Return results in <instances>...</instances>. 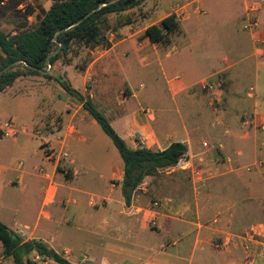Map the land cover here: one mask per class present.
Instances as JSON below:
<instances>
[{
	"label": "crops",
	"instance_id": "1",
	"mask_svg": "<svg viewBox=\"0 0 264 264\" xmlns=\"http://www.w3.org/2000/svg\"><path fill=\"white\" fill-rule=\"evenodd\" d=\"M252 2L264 7V0H146L132 24L105 32L109 46L74 44L55 68L130 150L182 143L203 181L175 166L145 178L127 202L123 161L82 104L53 79L22 77L0 95V125L18 126L0 142V222L69 264H264V169L245 170L264 161V131L242 122L264 114L251 87L234 78L252 62L240 41ZM169 16L181 32L167 46L152 43L147 29ZM224 19L227 44L217 40ZM247 33L258 71L264 45ZM203 83L218 88L210 93ZM45 148L66 150L69 160L47 157Z\"/></svg>",
	"mask_w": 264,
	"mask_h": 264
},
{
	"label": "trees",
	"instance_id": "2",
	"mask_svg": "<svg viewBox=\"0 0 264 264\" xmlns=\"http://www.w3.org/2000/svg\"><path fill=\"white\" fill-rule=\"evenodd\" d=\"M111 1L52 0L49 8L45 9L35 7L28 0H0V21L12 26L9 33L0 27V73L12 65L0 75V95L22 77L53 79L71 99L82 104L117 149L123 161L122 194L129 202L132 193L145 178L157 176L160 171L176 166L186 155L187 147L182 143H173L162 152L130 150L106 118L57 73V63L66 62L74 44L90 48L109 46L105 32L132 24V11L146 0ZM21 5L25 7L24 11L20 10ZM29 16L36 17L35 28L28 27ZM111 17H114V25L110 22ZM180 32L175 17L169 16L161 26L148 28L146 34L152 43L167 46ZM0 244L4 256L13 264H35L28 258L31 254L39 256L42 261L69 264L43 241L24 242L2 222Z\"/></svg>",
	"mask_w": 264,
	"mask_h": 264
},
{
	"label": "built area",
	"instance_id": "3",
	"mask_svg": "<svg viewBox=\"0 0 264 264\" xmlns=\"http://www.w3.org/2000/svg\"><path fill=\"white\" fill-rule=\"evenodd\" d=\"M24 6H20V10L24 11ZM261 6L259 3H249L246 8V14H245V20L243 24V29L249 33H251L254 37L255 42H258L260 45H264V38L259 34L260 27H259V14H260ZM180 17V16H179ZM178 17V18H179ZM29 18H32V16H29ZM181 18V17H180ZM106 47V46H103ZM203 89L205 91H208L210 93L215 92V90L218 88V86H215L214 84H209V83H203ZM220 85V84H217ZM249 96L250 97H256L255 89L251 87L249 89ZM243 125L246 127H255L256 129H259L260 131H264V120L258 121L255 119V116H249L243 119ZM18 130V126L15 122L13 121H8L6 123H3L0 125V142L4 138L12 137L15 135V133ZM37 137L41 138V130L36 131ZM205 147H208V144H204ZM220 148V146H219ZM45 154L47 157L55 158L57 161H68L69 160V153L66 150H60L58 152L45 148ZM227 159H224L223 157L219 158V161H225ZM179 168L182 170H189L190 175L192 179H195L198 182H201L205 179V172L202 167H196L188 160L185 159V156H183L177 163ZM175 167V166H174ZM173 167H170L168 169H171ZM264 169V161H257L255 164L247 166L245 170L249 173L257 171V170H262ZM167 170V169H165ZM115 187V185H112ZM154 208L158 207V203L154 202L153 203ZM41 260L39 256L36 255V258L34 261ZM0 264H13L12 260L6 258L4 255L0 256Z\"/></svg>",
	"mask_w": 264,
	"mask_h": 264
},
{
	"label": "rangeland",
	"instance_id": "4",
	"mask_svg": "<svg viewBox=\"0 0 264 264\" xmlns=\"http://www.w3.org/2000/svg\"><path fill=\"white\" fill-rule=\"evenodd\" d=\"M28 3H32L35 7H43V8H48L51 4H52V0H28ZM261 6V10H260V14H259V18H260V28H264V7L262 6V4L260 3ZM263 9V10H262ZM37 11L39 12V9L37 8ZM35 16H32L31 19H34ZM36 19H34L35 21ZM245 20V18H244ZM244 20H243V24H244ZM110 22H112V24L114 25L115 20L110 18ZM224 23L225 26L222 29H218L217 30V34L219 35V37H217V40H219V42H221L222 44L224 43H229L228 39H226L222 34L223 32H225L224 30H226L227 28L231 27V25L226 24V19H224ZM37 25L34 24L33 22V26L32 28H35ZM0 27L2 28V30L6 33H9L12 29L11 25H8L6 22L4 21H0ZM241 43L245 44L246 47L245 49H243L241 51L242 55L248 54L249 56L252 55L251 61L252 62H246L245 64H242V66L237 69V71H235V82L238 83V85H245L247 88L253 87L255 89V93H256V102H257V109L260 110V112L262 114H264V58L260 59L259 61L262 62L261 67L259 68L258 71H255L254 68V63L256 62V58L254 57V49H253V45L252 42L249 38V35L247 32H245V30L241 31ZM239 39V37H238ZM224 40L226 42H224ZM234 43H237V40L234 41ZM240 54V55H241ZM238 55V54H237ZM247 56V55H246ZM237 59H242V57L240 56ZM236 59V60H237ZM251 65V72L249 69V66ZM234 74V73H233ZM227 75L223 74V80H226ZM28 81L33 82V83H37V84H44L45 81H47L46 79L39 77V78H27ZM223 85H228V82H224ZM246 88V90H247ZM258 132H263L260 131L259 129H257ZM106 139L108 140L109 143L112 142L111 140L105 136ZM3 249L2 246L0 244V256H3ZM31 260V259H30ZM35 263V262H34ZM37 264H43L42 261H38Z\"/></svg>",
	"mask_w": 264,
	"mask_h": 264
},
{
	"label": "water",
	"instance_id": "5",
	"mask_svg": "<svg viewBox=\"0 0 264 264\" xmlns=\"http://www.w3.org/2000/svg\"><path fill=\"white\" fill-rule=\"evenodd\" d=\"M116 1H117V0H112L111 3H114V2H116ZM56 52H57V51H56ZM56 52H55V53H56ZM50 56H51V55H49V57H50ZM49 57H48V58H49ZM11 66H12V65H10V66H8L7 68H5V69L0 73V75L3 74L5 71H7Z\"/></svg>",
	"mask_w": 264,
	"mask_h": 264
}]
</instances>
